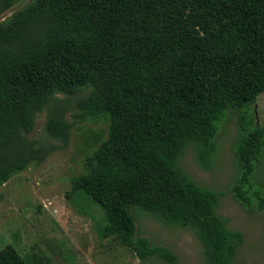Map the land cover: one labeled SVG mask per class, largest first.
Returning <instances> with one entry per match:
<instances>
[{"label":"trees","instance_id":"16d2710c","mask_svg":"<svg viewBox=\"0 0 264 264\" xmlns=\"http://www.w3.org/2000/svg\"><path fill=\"white\" fill-rule=\"evenodd\" d=\"M16 0H0V14ZM85 89L70 114L56 94ZM264 90V0H30L0 21V185L53 147L27 136L43 128L66 142L74 119L100 121L85 137L82 171L65 198L97 213L99 237L142 260L175 261L136 230L134 210L187 228L203 264H233L242 233L216 212L223 191L197 184L179 166L184 149L208 170L219 118L237 114L234 177L228 192L264 219L254 179L264 149V118L249 110ZM0 264H47L0 248Z\"/></svg>","mask_w":264,"mask_h":264},{"label":"rangeland","instance_id":"374dc122","mask_svg":"<svg viewBox=\"0 0 264 264\" xmlns=\"http://www.w3.org/2000/svg\"><path fill=\"white\" fill-rule=\"evenodd\" d=\"M30 0H16L0 14V21ZM85 89L73 94H56L47 108L63 103L64 118L71 121L76 100ZM47 108L37 113L28 137L53 146L39 162L28 165L0 185V248L13 245L20 254H34L47 264H168L157 257L138 259L127 247L112 237H99L94 228L97 213L82 211L64 196L71 177L82 171V158L88 149L85 137L104 131L100 121L74 119L66 142L44 134ZM254 121L264 118V90L250 107ZM227 112L219 118L215 136L216 151L211 167L205 170L192 159L191 147L184 149L179 166L197 184L223 191L216 212L227 219L229 228L242 233V242L232 258L233 264H264V219L259 211L243 210L227 191L234 177L233 141L237 114ZM90 133V134H87ZM254 179L264 190V149L257 163ZM136 230L151 244L170 249L171 264H203L199 242L187 228L162 224L140 210H134Z\"/></svg>","mask_w":264,"mask_h":264}]
</instances>
